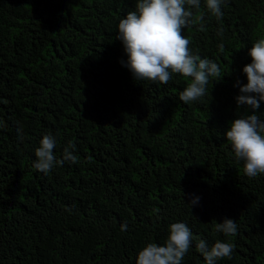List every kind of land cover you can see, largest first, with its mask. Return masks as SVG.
Wrapping results in <instances>:
<instances>
[{
    "label": "trees",
    "instance_id": "obj_1",
    "mask_svg": "<svg viewBox=\"0 0 264 264\" xmlns=\"http://www.w3.org/2000/svg\"><path fill=\"white\" fill-rule=\"evenodd\" d=\"M135 4L0 0V264H135L174 222L209 246L230 241L217 264H264V175L246 176L224 139L253 114L234 85L264 39V0H227L222 20L203 3L192 10L189 48L221 71L189 104V78L134 80L121 66L117 25ZM48 132L57 159L73 143L76 160L44 174L32 162ZM226 217L235 235L216 231ZM183 264H203L195 240Z\"/></svg>",
    "mask_w": 264,
    "mask_h": 264
},
{
    "label": "clouds",
    "instance_id": "obj_2",
    "mask_svg": "<svg viewBox=\"0 0 264 264\" xmlns=\"http://www.w3.org/2000/svg\"><path fill=\"white\" fill-rule=\"evenodd\" d=\"M202 3L210 14L222 20L227 0H136L134 10L119 19L115 39L121 43L126 57L120 63L134 80L167 84L174 74H179L189 78L187 86L179 92L180 101L189 104L204 96L210 78L219 77L220 66L214 59L195 54L183 34L191 23L192 10H199ZM201 30H204L203 24ZM247 54L251 62L242 69L246 83L237 81L234 85L239 89L235 100L238 107L250 108L253 114L240 115L231 121L224 139L235 159L243 162L244 174L256 177L264 175V113H256L264 103V39L253 43ZM16 136L20 139L19 130ZM56 144L54 134H42L32 162L37 171L47 174L58 163L76 160L75 144L64 148L63 160H58L53 151ZM199 199L193 196L188 203L190 208ZM215 229L225 236L235 235L238 225L236 220L226 217L215 224ZM194 240L203 264H217L230 258L234 251L230 241L217 240L209 246L204 238L194 237L186 223L174 222L168 226L165 243H148L138 252L135 264H183Z\"/></svg>",
    "mask_w": 264,
    "mask_h": 264
}]
</instances>
